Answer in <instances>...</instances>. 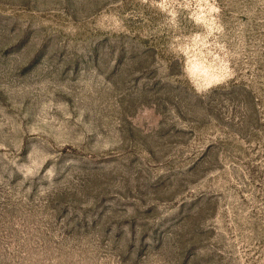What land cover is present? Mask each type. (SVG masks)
Instances as JSON below:
<instances>
[{"label":"rangeland","instance_id":"rangeland-1","mask_svg":"<svg viewBox=\"0 0 264 264\" xmlns=\"http://www.w3.org/2000/svg\"><path fill=\"white\" fill-rule=\"evenodd\" d=\"M0 264H264V0H0Z\"/></svg>","mask_w":264,"mask_h":264}]
</instances>
